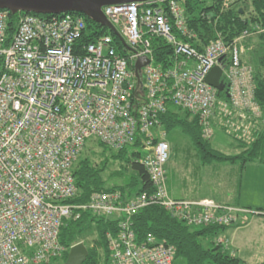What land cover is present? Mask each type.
<instances>
[{
    "label": "built area",
    "instance_id": "obj_1",
    "mask_svg": "<svg viewBox=\"0 0 264 264\" xmlns=\"http://www.w3.org/2000/svg\"><path fill=\"white\" fill-rule=\"evenodd\" d=\"M102 10L123 38L125 53L110 34L84 41L87 24L78 13L19 12L10 31V11L0 9V264L61 257L64 221L80 218L84 210L122 218L118 235H110V264H174L173 245L152 234L137 239L131 217L146 206L160 205L192 226H227L241 214L262 213L171 196L166 170L171 145L160 115L171 102L200 117L205 138L219 127L252 141L254 122L263 117L255 69L243 55L246 41L264 28H247L230 43L218 33L199 50L184 39L194 36L184 0L132 1ZM153 37L173 47L171 67L155 64ZM142 58L149 62L136 75L134 64ZM220 64L229 99L206 81ZM139 135L152 192L124 201L120 192L103 191L88 203L69 202L78 192L73 167L89 139L118 150Z\"/></svg>",
    "mask_w": 264,
    "mask_h": 264
},
{
    "label": "trees",
    "instance_id": "obj_2",
    "mask_svg": "<svg viewBox=\"0 0 264 264\" xmlns=\"http://www.w3.org/2000/svg\"><path fill=\"white\" fill-rule=\"evenodd\" d=\"M184 4L186 23L190 32L194 34L193 37L184 39L199 50H203L218 33L225 42L230 43L247 28L252 29L256 26L264 28V0H229L228 7L224 6V0H184ZM78 14L84 16L87 24L84 41H95L100 35L110 34L114 38L117 50L125 53L122 42L108 27L84 14ZM46 16L51 17L53 14ZM18 17L19 13H10V31L15 30ZM255 39L264 43V31L246 41L248 48ZM151 43L155 64L163 69L171 67L174 64L173 47L162 37H153ZM260 62L261 68L255 71L254 77L256 100L261 106L263 118L262 121L254 122L252 141L245 142L229 135L241 150L239 153L228 154L214 148L211 138L203 136L200 117L171 102L167 111L160 115L161 128L167 136L171 130L181 128L192 141L204 164L214 162L236 164L240 161L243 171L248 162L256 159L264 161V70H262L264 57ZM228 94L224 92L219 95L229 99ZM143 137L144 135H139L133 145L118 150L92 138L101 149L99 155H96L94 150L96 146H89L86 143L73 167L78 192L69 202L88 203L95 192L103 191L120 192L124 201L144 192H152L150 176L141 163L144 155ZM110 162H118L120 166L108 174ZM112 179L115 182L110 184ZM256 210L262 212L260 215H264L263 208ZM121 219L118 215H98L89 210L82 211L78 219H66L60 232V242L65 247L64 254L42 264H62L70 247L80 241L87 245L89 251L83 264H110V235H118ZM131 220L139 241L152 234L158 241L176 248L174 264L177 260H182L185 264H250L230 252L227 247L229 242L224 243L222 242L224 238L219 237L233 223L227 226H192L173 217L164 207L156 204L144 207L132 215ZM90 236L94 237L91 239L92 243L88 240Z\"/></svg>",
    "mask_w": 264,
    "mask_h": 264
},
{
    "label": "rangeland",
    "instance_id": "obj_3",
    "mask_svg": "<svg viewBox=\"0 0 264 264\" xmlns=\"http://www.w3.org/2000/svg\"><path fill=\"white\" fill-rule=\"evenodd\" d=\"M252 47L248 50L247 55L250 56L249 61L257 71L261 68L260 59L264 57V43L255 39ZM262 70H264L263 67ZM94 140L89 139L87 144L96 146L97 141ZM168 141L171 149L170 158L166 164L167 179L169 187L175 195L187 199L206 195L231 203L230 205L250 204L253 207L264 205V161L256 159L248 162L243 171L240 161L236 164L226 162L204 164L192 141L181 128L171 130L168 134ZM210 141L214 148L228 154H236L241 151L234 140L219 127L214 128V134ZM94 150L96 155L101 152L97 146L94 147ZM119 166L118 162H110L107 173L118 169ZM227 167L233 169L229 175L223 173L222 170L223 168L227 169ZM127 178L128 176L125 179L127 180ZM114 182L113 180L110 184ZM246 215L254 219L264 218V215ZM258 230L264 233V227ZM219 237L224 238L226 235L221 233ZM92 238L94 237L88 238L90 243H92ZM256 259L259 262H264L262 256H258ZM175 264H185V262L177 260Z\"/></svg>",
    "mask_w": 264,
    "mask_h": 264
},
{
    "label": "water",
    "instance_id": "obj_4",
    "mask_svg": "<svg viewBox=\"0 0 264 264\" xmlns=\"http://www.w3.org/2000/svg\"><path fill=\"white\" fill-rule=\"evenodd\" d=\"M132 1L146 0H0V9L8 10L10 13L24 12L40 15H58L66 12L81 13L108 27L125 44L117 29L104 15L102 7ZM222 59L220 58L219 61L221 62ZM148 62V58L138 59L135 62L136 75H139L141 68ZM223 67V64L214 66L206 76V81L217 88L219 93L227 92V85L222 79ZM88 253V247L83 241L75 243L70 247L67 258L62 264H83Z\"/></svg>",
    "mask_w": 264,
    "mask_h": 264
},
{
    "label": "crops",
    "instance_id": "obj_5",
    "mask_svg": "<svg viewBox=\"0 0 264 264\" xmlns=\"http://www.w3.org/2000/svg\"><path fill=\"white\" fill-rule=\"evenodd\" d=\"M252 45L247 49L246 53L243 55V61L250 63L249 59L250 56L247 55V52L249 49H252ZM226 175H229L233 169L232 167H227V169H222ZM169 192L171 196L174 198H184L180 197L179 195H175L171 188L169 187ZM179 196V197H177ZM183 196V195H182ZM187 199V198H184ZM190 199H208L213 200L215 202L221 203V204H231L226 203L219 200L214 199L213 197H208L206 195H198L195 198ZM243 208H249L256 210L258 208H263L264 205H260L262 207H253L250 204L247 205H237ZM264 227V218H251L246 214H241L239 218L236 220L235 223H233L231 226L227 227L223 233L226 235L224 239H227L229 242L227 245L228 250L232 252L234 255L239 257L240 259L250 263V264H260L264 262H259L258 256H262L264 258V233H261L262 231H259L258 229H262ZM253 258V259H250Z\"/></svg>",
    "mask_w": 264,
    "mask_h": 264
}]
</instances>
